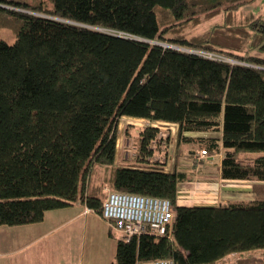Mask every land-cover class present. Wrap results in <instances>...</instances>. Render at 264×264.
<instances>
[{"label":"trees","instance_id":"1","mask_svg":"<svg viewBox=\"0 0 264 264\" xmlns=\"http://www.w3.org/2000/svg\"><path fill=\"white\" fill-rule=\"evenodd\" d=\"M252 2L0 0V29L16 35L0 40V227L77 202L102 217L116 191L167 198L174 219L165 236L121 238L111 264H218L264 249V17L238 18ZM122 117L150 124L135 166L117 161ZM156 123L177 126L175 156L193 166L154 160L171 139ZM196 174L250 181L253 198L179 204Z\"/></svg>","mask_w":264,"mask_h":264},{"label":"rangeland","instance_id":"2","mask_svg":"<svg viewBox=\"0 0 264 264\" xmlns=\"http://www.w3.org/2000/svg\"><path fill=\"white\" fill-rule=\"evenodd\" d=\"M250 14H253L256 17H264V0H254V2H252L251 4L244 6L240 10L238 18L241 19L247 17ZM221 20V17H217L215 20H213V22H220ZM206 29L207 26L203 25L202 27L197 29L196 32L202 33ZM0 40H4L9 44H13L16 40V35L10 29L2 28L0 29ZM230 62L233 61L230 60ZM148 125H150L149 122L142 119H133L128 117H122L120 119L117 144V161L119 164L132 166L137 165V150L139 146L138 134L141 129L147 127ZM152 126L158 128L161 131V135H164L163 138L166 136V132L168 133V137L171 136L170 143H168L167 146V152L169 154L167 155L168 158L166 159H168V162L167 165L164 166V168H175V162H177L179 165L178 169H180V167L182 166L181 168L187 170L191 166V164L193 166L194 162H192V158L183 155L177 160V157L175 156L177 150L176 142L178 134V128L176 125L156 123ZM163 143L162 149L157 148L158 150L155 153L156 155H158L159 152L160 155L163 156L162 151L165 148V145ZM193 157L199 158V153L196 150H194ZM203 159L204 158L200 160ZM207 161H205V164H200L199 167H204ZM205 169L215 170L214 164H209V167H206ZM196 175L197 176L193 177V180L191 182L184 183V185L181 186L179 200H186L188 201L187 203L192 205L213 203L214 201H217L216 203H219L221 201H219L218 198L213 197V194L217 192L221 193L219 189H231L233 187L232 184L229 183H220L219 186L210 183L204 184L205 182L203 181L207 180V178L204 177V175ZM96 215L90 214L86 218L87 230L90 231V236L88 237L89 240L86 241V238L82 237L83 235L80 233L81 230H79L76 235L73 234V231H71V233L69 234V241H72V244L68 248H63L67 249L66 252H68V255H66L65 252L63 253H65V257L72 258L71 264H111L115 261L116 245L117 242L121 240L122 233L112 229L113 236L111 237L109 234V224L106 221L101 220ZM83 221V219L79 220L81 229ZM61 235H63V232L61 233ZM63 241L65 240L62 236V242ZM242 257H244V259H247L249 264H264V249L256 250L254 252H246L242 255ZM242 257L240 255H231L218 264H234Z\"/></svg>","mask_w":264,"mask_h":264},{"label":"crops","instance_id":"3","mask_svg":"<svg viewBox=\"0 0 264 264\" xmlns=\"http://www.w3.org/2000/svg\"><path fill=\"white\" fill-rule=\"evenodd\" d=\"M181 167L180 170H185ZM203 182H205L204 184L207 183V181ZM220 183L232 184L233 189L222 188L219 189L221 193H214L213 197L218 198L221 201L219 203L214 201L199 205L211 206L223 203L222 201L250 200L253 198L252 182L250 181L220 180L214 185L219 186ZM181 201L179 200L181 205L195 206L187 203L186 200L182 203ZM90 214L96 215L95 212L89 211L86 205L77 202L67 208L48 212L44 221L39 224L0 227V264H71L72 258L65 257V253L68 255V252H66L67 249L63 248H68L72 244V241H69L71 231L76 235L81 230L82 237L86 238V241L89 240L90 231L87 230L86 218ZM96 216L104 220L98 214ZM81 219L84 220L82 229L79 223ZM62 232L63 235H61ZM62 236L65 240L63 242Z\"/></svg>","mask_w":264,"mask_h":264},{"label":"built area","instance_id":"4","mask_svg":"<svg viewBox=\"0 0 264 264\" xmlns=\"http://www.w3.org/2000/svg\"><path fill=\"white\" fill-rule=\"evenodd\" d=\"M206 156L205 151L199 152V158ZM154 160L164 162L165 166L168 162V159L161 156L159 152ZM164 169L166 171L172 170ZM89 211L94 212L90 209ZM102 218L108 222L113 230L121 232L122 239L126 241L133 236L144 233L162 237L168 234L172 226L174 219L173 204L167 198L110 191L102 205ZM138 264H175V262L164 259Z\"/></svg>","mask_w":264,"mask_h":264},{"label":"water","instance_id":"5","mask_svg":"<svg viewBox=\"0 0 264 264\" xmlns=\"http://www.w3.org/2000/svg\"><path fill=\"white\" fill-rule=\"evenodd\" d=\"M0 7L5 8V6H2V5H0ZM164 46H167V45L164 44ZM171 47H172V46H171Z\"/></svg>","mask_w":264,"mask_h":264}]
</instances>
